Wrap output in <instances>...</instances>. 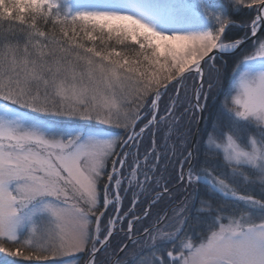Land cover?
Returning a JSON list of instances; mask_svg holds the SVG:
<instances>
[{
  "label": "snow or ice",
  "instance_id": "1",
  "mask_svg": "<svg viewBox=\"0 0 264 264\" xmlns=\"http://www.w3.org/2000/svg\"><path fill=\"white\" fill-rule=\"evenodd\" d=\"M240 8L254 15L237 25L232 11ZM233 27L244 35L229 40ZM262 31L264 0H0V253L68 264L63 258L87 252V264H96L116 222L129 215H120L124 181L125 192L135 184L143 193L153 180L147 171L140 179L139 155L124 176L131 147L146 130L175 120V109L192 116L201 111L208 99L204 66L250 41L233 69L204 158L182 149L177 161L182 184L229 198L233 210L212 215L211 203L202 200L200 212L211 219L197 216L190 224L184 208L158 217L144 229L152 241L148 254H134L126 264H264V194L241 191L257 183L264 191ZM164 96L172 103L161 114ZM142 110L150 118L137 131ZM153 156L154 171L160 160L155 149L143 161L147 168ZM214 158H222L223 168ZM163 191L169 193L166 183ZM162 198L157 191L151 203ZM110 204L116 215L101 238ZM132 229L129 220L128 239L138 246Z\"/></svg>",
  "mask_w": 264,
  "mask_h": 264
},
{
  "label": "rangeland",
  "instance_id": "2",
  "mask_svg": "<svg viewBox=\"0 0 264 264\" xmlns=\"http://www.w3.org/2000/svg\"><path fill=\"white\" fill-rule=\"evenodd\" d=\"M214 2L222 5H227L229 0H214ZM241 10H245L244 13H250L254 14L252 10L245 9V8H240V9H235L232 11V14H238L240 13ZM252 17H241L242 21L236 22L237 25L247 22L251 19ZM234 19V16H233ZM233 29H240L244 32V29L239 28V27H233ZM244 35V34H243ZM259 37H264V35ZM252 48V43L250 42L249 44L243 46L237 53L224 56L221 55L218 56L216 55V58L214 61H210L208 65L204 66V71H205V91L208 92V99L206 103L204 104V115L207 119L206 124L204 123V118L202 122V127H201V132L199 134V137L197 139V143L195 146V152L198 154L200 149L202 148V159L204 158L205 155V150H206V143L208 140V136L210 133L213 132V127L214 125H219V122L221 120V114L224 111L223 105L225 102V97L229 93L232 84H233V69L239 59H242V53L246 50H249ZM214 64L215 69L213 71H209V68ZM218 70V71H217ZM211 82L212 83V88L209 90L207 87V83ZM186 85L189 90V95L194 96L195 94V88L192 87L193 81L189 79L186 82ZM174 98L175 94H171ZM181 99L183 100V103L185 106H187V99L181 95ZM172 100L169 98V96H164L162 97L159 107L161 110V114H163V110L165 108V105H171ZM175 117L176 119L173 120L170 124H157L156 127L151 130H146L145 134H143L142 138H140V142L137 145H133L130 150V155L127 157L126 164L123 168V174L125 177L129 176V167L132 166L137 158V155L140 157V179H143L144 173L152 169V165L156 164V159L155 157H151L147 168L144 166V161L143 157L146 153H149L151 150L155 149L156 154L160 157L159 163H158V169L155 170V173L153 176V187L149 188L148 191L150 192L153 188H157L156 186V180H160V186L158 188L163 189L164 184H167V187L169 189V193L167 196V199L164 198L160 202H156L153 204V206H156L159 204L161 206L166 200L168 203V207L175 201V198L177 199L178 193L182 190V187L184 184L180 182L179 176H180V164L177 162L179 159H182L180 153L181 150L183 149L185 154L187 150L190 148V143L192 139L193 132L195 130L196 124H197V112L195 113L194 116L191 114H185L184 113V107H179L178 109H175ZM150 117L148 116L147 112L143 111L141 112V120L137 122L138 127L137 131L139 130V127H143L146 123L147 120ZM79 123V122H77ZM208 123V124H207ZM99 127H104L108 133L113 134V135H123V130L122 129H117V128H108L107 126H99ZM250 130L245 129L244 134L247 135ZM197 147V148H196ZM173 149L175 150V155H173ZM215 159V158H214ZM215 163L219 164L221 168H223V162L222 158L220 159H215ZM109 170H111V163L108 165ZM152 175V174H151ZM163 177V179H161ZM173 178L175 179L173 182ZM152 183V182H151ZM180 185V186H179ZM179 186V187H177ZM194 186V185H193ZM129 185L127 183V180L124 181L123 187L120 191L121 195V201H120V207H121V212L120 215L123 216V207L128 204L127 198L130 199L132 197V201L134 198V194L138 193V198L137 202L141 201L143 196L140 192V189L135 187V184L133 185L132 189L125 192L124 189L128 188ZM101 193H100V203L101 206H103V185H100ZM153 191V190H152ZM151 191V192H152ZM241 191H247L249 193L254 194L257 198H259L262 194H264V191H262L261 187L259 186V183L255 185H247V186H242ZM150 192V193H151ZM142 196V197H141ZM181 200V198L178 199V202ZM206 200L203 198H199V200H195L193 198V193L191 196H189L185 202L184 207L182 204L178 205L174 210L171 212V214L168 216L169 218L173 217L175 213L180 209L184 208L185 212L184 215L188 216L189 218H192L191 213L194 211V205L195 207V214H199L200 217L202 218H207L211 219V216L209 215L208 212H200V207H201V201ZM110 204L106 210V214L104 217H102V228H101V238L103 237L104 233V227L105 225L108 224V218L109 216H114L116 215L113 205ZM212 205V215L215 214L216 210H222L225 213L231 212L232 210H227L226 208L222 206H215L214 204ZM111 206V207H110ZM131 206H133V203H131ZM152 206V208H153ZM179 207V208H178ZM112 210V212H109ZM160 213V212H159ZM159 213H151L149 214L148 217H145V219L139 220L142 221L139 226L144 227V229L148 225H153L156 219L159 216ZM195 217L193 218L194 221ZM94 221V218H93ZM128 221L124 222L122 225H120L119 228H117V232L119 235L123 236L124 231H126V228L128 227ZM193 221H190L189 223L191 224ZM170 220H166L165 223H169ZM119 221L116 222L115 225H117ZM145 224V225H144ZM148 224V225H147ZM93 230L95 229V223L92 225ZM162 227V225H161ZM144 231V230H143ZM142 231V232H143ZM200 231V228L198 227L196 229V232L198 233ZM141 233V232H140ZM128 238V236H126ZM139 245H130V248H128L123 254L122 258L120 259L121 261L118 264H126V262H130L133 259V255L135 254L137 258L140 256H144L148 254V248L151 245L152 241L150 238L146 236V234L142 237L139 238ZM147 241V243H145ZM121 243V242H120ZM120 243L118 245H120ZM91 245H89V248ZM108 250L105 249L100 255L99 258L96 259V264H108L110 261V257L108 258ZM89 254L86 253H76L72 257H65V259L68 264H84L86 261L87 257ZM0 261L5 262V264H13V261H15V264H42V262H37V261H24L20 257H12L8 256L6 253H0Z\"/></svg>",
  "mask_w": 264,
  "mask_h": 264
},
{
  "label": "trees",
  "instance_id": "3",
  "mask_svg": "<svg viewBox=\"0 0 264 264\" xmlns=\"http://www.w3.org/2000/svg\"><path fill=\"white\" fill-rule=\"evenodd\" d=\"M244 11L245 10H241L240 11V13H238V14H232V17L234 16V20H235V22H239V21H242V19H240L241 17H252L254 14L252 13V14H250V13H244ZM237 24V23H236ZM243 34H244V32L242 31V30H240V29H233V28H231L230 30H228V32H227V38L229 39V40H234V39H237V38H239V37H241V36H243ZM262 35H264V31H262V33H261V36ZM205 113V112H204ZM207 118L204 116V123L206 124V120ZM208 124V123H207ZM202 129H203V127H202ZM202 133V132H201ZM197 148V147H196ZM201 152H202V148L200 149V151L198 152V156H199V158L202 160V155H201ZM157 163V162H156ZM158 169V167L155 169V170H157ZM155 170L153 171L152 169L149 171V174L151 175L152 174V176L154 175V173H155ZM148 171V170H147ZM153 177H155V176H153ZM175 179L173 178V180H172V182L174 181ZM153 181L154 180H152L151 182H150V184L148 185V186H146V190H148L149 188H152L154 185H153ZM174 183V182H173ZM157 187V186H156ZM153 190V191H152ZM150 192H148V191H144L143 192V194H142V196H143V198H142V200L141 201H138V203L135 205V207H133L132 209H131V203H132V197L130 198V199H128L127 198V203L128 204H126L124 207H123V212L124 213H126V212H128L129 214H130V218H133V214H135L136 216H140V215H142L143 213H144V209L146 208V206H147V202H148V200L150 199V197L152 196V195H154V194H156V192L158 191V192H160L162 189L161 188H153ZM192 193H193V198L195 199V200H199V198H203L204 197V199H206V200H208L211 204H214L215 206H222L223 205V207L224 208H226L227 210H233V202H230V201H225V200H223L220 196H218L217 194H212V193H209L208 192V190H207V188L206 187H204V186H202V185H194V186H190V196L192 195ZM179 194L180 193H178V197H177V199L175 198V202H177L178 203V199L179 198H181V196H179ZM141 196V197H142ZM167 196H168V194H166V195H164L163 196V198L162 199H160V201H162L164 198H166L167 199ZM160 201H158V202H160ZM186 202V201H185ZM185 204V203H184ZM183 205V204H182ZM153 206V205H152ZM152 206H151V208H150V213L149 214H151V213H156V212H160L159 213V216L158 217H161V216H163L165 213H167V211H169V215L171 214V212L174 210V208H176L175 206H174V204L172 203L169 207H168V203H167V200L161 205V206H159V204L158 205H156V206H153V208H152ZM183 207H184V205H183ZM194 207V211H193V213H191V216H192V218H190V221H193V218L195 217H197V216H199V214L197 215V214H195V205L193 206ZM179 208V207H178ZM131 209V212H129V210ZM109 212H112V210H110ZM168 215V216H169ZM129 218V217H128ZM195 220V219H194ZM141 222L142 221H140V222H137L136 224H135V226H134V228L136 229L135 230V232L134 233H140V232H142L143 230H144V227L146 226L145 224V226L144 227H141V226H139L140 224H141ZM148 225V224H147ZM149 226H151V225H148L147 227H149ZM146 227V228H147ZM109 245H110V247L112 248V249H114V248H116V246H117V239L114 237L112 240H111V242L109 243ZM109 245H108V247H107V250H108V254L107 255H109ZM115 250V249H114ZM113 250V251H114ZM100 256H103V255H100ZM98 258H99V256H98ZM97 258V259H98Z\"/></svg>",
  "mask_w": 264,
  "mask_h": 264
},
{
  "label": "bare ground",
  "instance_id": "4",
  "mask_svg": "<svg viewBox=\"0 0 264 264\" xmlns=\"http://www.w3.org/2000/svg\"><path fill=\"white\" fill-rule=\"evenodd\" d=\"M112 206V205H111ZM110 206V207H111ZM123 212V211H122ZM124 213V212H123ZM124 215V214H123ZM129 217V218H128ZM127 219H130V214L121 222V221H119V223L118 224H120V225H122L124 222H127ZM117 224V225H118ZM119 228V227H118ZM114 230V229H113ZM135 228H133L132 229V237H133V239H136V238H134V235L133 234H135L134 232H135ZM126 236H128V228H126V231H124V233H123V236L122 235H119L118 234V232H116L115 234H113L112 235V237L110 238V240H109V243L111 242V240L115 237L116 239H117V246H116V248H114V249H112L111 247H110V245H109V255H108V258L110 257V261H109V263L108 264H110L111 263V261L112 260H115V262H114V264H118L121 260V258H122V254L128 249V248H130V245L132 244L131 242L130 243H128V238H126ZM121 242V243H120ZM120 243V245H118ZM125 244H127L128 245V247L127 248H125V250L119 255V252H120V249H121V247L123 246V245H125ZM108 247V246H107ZM107 249V248H106ZM105 250V249H104ZM103 250V251H104ZM114 250V251H113ZM102 251V252H103ZM102 252H100L99 254H101Z\"/></svg>",
  "mask_w": 264,
  "mask_h": 264
},
{
  "label": "water",
  "instance_id": "5",
  "mask_svg": "<svg viewBox=\"0 0 264 264\" xmlns=\"http://www.w3.org/2000/svg\"><path fill=\"white\" fill-rule=\"evenodd\" d=\"M261 33H262V32H258V36H259ZM252 39H255V38H252ZM249 43H250V41H245V43H244L243 45H241L240 48L236 49L235 51H231V52H228V53H220V54H218V56H221V55L228 56V55H231V54L237 53V52H238L243 46H245V45H247V44H249ZM197 114H198L197 124H196V128H195V130H194V133H193V136H192V139H191V143H190V148H189V150H192V151H194L195 144H196V141H197V138H198L199 132H200L201 127H202V122H203V109H202L201 111L197 112ZM162 194H163V192H162ZM218 195L221 196V197H222L223 199H225V200H229V201H231L229 198H225V197H224L223 195H221V194H218ZM150 204H151V201L149 202L148 207L150 206ZM113 234H114V232H113ZM111 237H112V236H111ZM111 237H110V238H111ZM130 242H131V241L128 240V243H130ZM99 253H100V252H99ZM99 253H97V255H98ZM121 253H122V252L120 251V252H119V255H120ZM97 255H96V256H97ZM95 258H96V257H95ZM88 259H89V257H88ZM88 259H87V261L85 262V264H87ZM114 262H115V260H112L110 264H114Z\"/></svg>",
  "mask_w": 264,
  "mask_h": 264
},
{
  "label": "flooded vegetation",
  "instance_id": "6",
  "mask_svg": "<svg viewBox=\"0 0 264 264\" xmlns=\"http://www.w3.org/2000/svg\"><path fill=\"white\" fill-rule=\"evenodd\" d=\"M187 192H185V191H182L181 190V192H180V194H179V196H186L187 197ZM177 205V204H176ZM169 212V211H168ZM134 235V238H136L137 236H140L141 234L140 233H135V234H133Z\"/></svg>",
  "mask_w": 264,
  "mask_h": 264
}]
</instances>
